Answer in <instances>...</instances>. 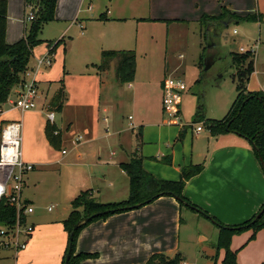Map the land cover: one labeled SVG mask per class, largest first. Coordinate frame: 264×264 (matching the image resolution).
<instances>
[{"label":"crops","instance_id":"0c3cea01","mask_svg":"<svg viewBox=\"0 0 264 264\" xmlns=\"http://www.w3.org/2000/svg\"><path fill=\"white\" fill-rule=\"evenodd\" d=\"M7 2V12L12 15L17 14L18 17H21L22 11L30 7L25 3V0H7ZM242 2L243 5L236 4L234 0H57L56 19L46 25L55 24L58 32L52 36L54 38L42 43L49 50L52 47L49 44L50 41H55L54 43L58 45L53 52L52 65L43 67L48 68L47 72L37 82L38 97L36 100L37 107L40 108L21 112L13 108L9 102L4 104L6 107L3 105L0 112V135L2 127L13 120H21L23 128L24 119L28 116L26 119L28 125H32L33 129L38 131L36 139L41 147L39 157L45 158L47 161L51 154L58 155V157L52 158L50 164H59V169H61V164L73 165V167L85 165L83 177L87 178L85 181L87 185L78 182L83 186H79L74 192L69 193V197L73 196L71 199L83 190H89L91 195L101 202L127 199L130 191L129 176L121 167V163L128 162L133 154H137L142 159L143 167L148 172L157 178L166 180L180 179L182 169L187 165L203 164L202 171L186 181L183 190L185 197L218 218L223 224L237 225L243 223L250 219L264 203V167L248 139L234 132L212 134L204 124L208 117L204 116V119L200 121L205 125L207 132L202 135L204 130L202 128L200 131H196L197 134L194 137L193 132L189 131V125L174 123V121L169 123L168 116L163 119L165 115H158V118H154L156 115L150 117L149 111L141 108L134 101L133 110L135 114L129 115L131 126L124 128L115 115L104 116V121L112 129L110 131L107 127V133L104 134V137L114 136L115 144L107 140L98 142V138L91 162H83L85 159L83 160V152L80 151V148L85 143L80 141L83 137L79 139V136L82 135L79 134L72 139L67 135L74 119L67 120L64 125V133L63 128L57 122L56 115L55 124L61 133V146L59 151L54 154V147L45 134L47 120L41 115L44 110H54L50 106V100L60 88V80L63 81L64 79L66 83L69 80L81 78V76H85L81 79L82 81L95 79L99 86L98 105L92 118L93 121L86 122L87 119L83 120L85 126H94V122L99 120L98 112L101 108L105 113L118 112L122 101H118L117 98L124 84L119 83L117 79L113 81L110 71H108L110 74L108 82H103L104 74L95 70L97 62L93 61L92 57L91 59L88 57L94 54L95 59L96 57L102 58V51L104 50H135L137 56V52L143 51V49L146 51L142 44L147 38L150 35L154 38L155 34L162 33L164 29L168 32L169 38L173 36L178 38V43L184 47L190 42L186 35L189 33L196 34L202 64L207 63L208 69L223 55L230 59L231 64H233L229 55L231 50L223 47L219 42L221 25L248 21L244 20L243 17L250 13H253L251 16L255 17L253 20L259 22L261 20V15L258 13L259 0H242ZM203 24L207 27L205 31H203ZM8 37L7 32L6 38ZM76 37L82 40L77 48L78 58L70 56V50L77 40ZM203 38L206 40V46ZM39 46L41 44L37 47ZM46 49L43 47L44 53H46ZM216 50H221L222 55L219 56ZM167 57L166 55L161 66L162 71L163 69L165 71L164 76L168 75L169 72L175 74L179 69V65L173 66L171 59ZM115 61L111 62V66ZM77 65L79 68H76ZM80 66L85 67L83 71L80 70ZM114 68L116 69V66ZM38 71H36L35 66L33 76L35 79ZM164 76L160 77L161 80H159V86L161 90L163 89V93ZM126 84L128 88L133 89L132 92L135 94L140 90L137 87L138 82H134V80ZM17 88L13 89L10 98H15L18 95ZM137 97L135 96L133 99L136 100ZM141 99L144 100V98ZM65 103H63L61 113L64 111ZM84 129L89 131L87 127ZM91 131L89 132L91 133ZM190 132L192 133L190 134ZM93 139L94 137L88 142ZM108 149L109 151H107ZM63 150L66 152L64 153ZM73 152L75 153L74 156L70 155ZM64 161L65 163H63ZM95 166L98 170L92 171ZM75 169L77 167L66 171V175L69 172H74ZM76 180L77 178L73 182ZM26 184L25 180V186ZM23 196L27 203L34 207L33 200L25 196L24 189ZM145 206L147 207L141 215L144 217L152 216L150 218L157 220L159 224L165 223L168 219L172 221L178 215L179 223L183 222L182 206L175 196H160ZM187 208L192 213H198L191 207ZM69 213L62 219L67 218ZM32 214L27 215L26 220L34 225L35 222L30 219ZM137 214L139 213L137 212L135 215ZM206 218L210 220L208 217ZM120 219V215L112 214L106 219L98 220L86 226L84 234H88L90 240L98 239L103 243H109L111 248H114L117 237L122 234V228L117 225ZM132 222L136 224L138 220L133 219ZM84 237L82 235L81 238ZM121 237L125 238V235ZM82 239L80 248L84 249ZM30 240H33L32 244H36L33 233L27 242V246L18 252L12 247L1 248L0 251L4 254L2 258L12 257L16 264H31L32 257L36 252L37 254L39 252L35 245L28 249ZM62 246L61 244L57 250V257L60 255L62 258L65 254L67 246L61 253ZM238 261L241 264L240 251H238ZM183 262L186 264L185 260Z\"/></svg>","mask_w":264,"mask_h":264},{"label":"rangeland","instance_id":"374dc122","mask_svg":"<svg viewBox=\"0 0 264 264\" xmlns=\"http://www.w3.org/2000/svg\"><path fill=\"white\" fill-rule=\"evenodd\" d=\"M234 1L236 4L243 5L242 0ZM29 11L30 7L26 8L25 11H22L21 17L7 12L8 42L12 43L24 37L25 30L32 24V21H25ZM258 13L261 15L260 22L250 19L248 21L232 22L227 25L222 24L219 42L233 53H240L241 47L245 51L252 52L254 55V67L248 82V88L253 91L264 92V0H259L258 2ZM46 24L43 26L40 38L44 40L52 39L54 38L52 36L58 32L57 26L53 23ZM206 29V25L203 24V31ZM235 29L237 33L234 31ZM188 35H186L187 40L191 43L189 42L188 45H185L186 47L178 43V38L174 36L169 38L165 29L162 33L155 34L154 38L150 35L142 44L146 51L143 49V51L137 52L135 60L137 71L134 82H138L137 87L140 90L135 94L132 92L133 89L128 88L127 84L124 83V87L117 98L118 101H122L118 112L105 113L103 108H101L98 112L99 120L96 123L94 122L93 127L90 125L85 126V122L82 121L85 119H87L86 122L93 121L92 118L98 105L99 86L97 82L95 79L85 80L87 82L82 81L81 79L85 76L69 80L66 83L63 79L60 87L63 92L62 101L66 103L62 113L55 110L57 122L65 133L64 125L67 120L70 118L74 119L70 132L66 133L71 139L79 134L82 135L83 138L80 141L85 143L80 148V151L83 152V160L85 159L83 162H91L96 143L107 140L115 144L114 136L104 137V134L107 133V127H110L104 121V116L115 115L124 128H129L131 126L129 115L133 116L135 114L133 106L135 105L134 101H136L137 105L149 111L150 117L151 115H156L154 118L158 115H165L163 119H166L168 115L163 105V89L161 90L159 86L160 77L162 78L165 72L164 69L162 71L161 66L166 55L168 56L167 58L171 59L173 66L179 65V69L175 74L169 72L168 75L164 76L165 82H174L176 80L184 82L179 92V118L174 120V123L189 125V131H192L195 137L198 125L204 128L202 135L207 132L205 125L200 122L203 120L200 114H203V117L215 119H222L227 115L237 95V84L233 78L236 68L231 64L230 59L223 55L211 68L206 70L207 63L204 62L202 64V56L199 55L198 36L190 33ZM76 38L75 47L72 46L70 56L78 58L77 48L82 40L78 37ZM203 42L206 46L204 38ZM37 46L33 49L29 68L25 72L24 84L32 80L36 61L49 52L46 45ZM43 47L47 48L46 53L42 50ZM216 53L219 56L222 55L221 50H216ZM91 57L94 59L93 61L97 62L96 64L101 63L102 58L96 57L95 59L94 54L88 58L91 59ZM112 66L109 68V73L114 81L116 80V69L114 68L116 61L112 63ZM76 68H79L78 65ZM83 68L85 67L80 66L81 71H83ZM47 69L42 67L38 71L37 82L44 76L43 74L47 72ZM95 70L99 72L97 67ZM110 74L102 75L104 82H108ZM17 87L20 90V86ZM134 95L138 96L136 100L133 99L135 98ZM141 98H144V100ZM4 107L6 106L4 105ZM38 107L34 108V110ZM48 111L44 110L41 113L45 120H47ZM27 117L24 119L22 128L21 149L23 160L33 163L35 166L25 175L27 184L24 187V194L33 200L34 203L35 212L30 219L35 222L33 236L34 239L36 238V244H32L33 240H30L28 249L35 245L39 252L38 254L36 252L32 257L31 264H62L63 257L61 258L60 255L57 257V250L62 244V253L67 246L69 238L62 218L73 209L71 204L73 196L69 197V193L74 192L79 186L87 185L85 183L87 178L83 177L85 165L82 167L75 166L77 169L66 175V171L75 168L73 165L61 164V169H59V164H50L52 158H56L58 155L54 156L51 154L50 158L47 159L48 163L45 158L39 157L41 155L39 154L41 147L36 139L38 131L33 129L32 125H28ZM165 122L167 121L165 120ZM85 127L89 131L92 130L91 133L85 130ZM176 127L179 126L176 125ZM109 130L112 131L111 128ZM129 131L132 132V130ZM129 131L128 134L130 136ZM92 137L94 139L88 142ZM53 150L55 151L54 154L59 151L57 148H53ZM74 154V152L70 153L72 156ZM93 168L92 171L98 170L96 166ZM76 178L77 180L73 182ZM146 207L143 205L119 212V214L116 213V215L121 216L117 225L122 228L121 236L125 235V238L119 235L115 241L114 248H111L109 243H103L98 239L90 240L88 234H84L86 231L84 227L76 238L75 254L81 251L98 252L99 254L97 257L83 258L81 264H146L151 253L156 251L170 256L180 254L186 264H223L224 249L218 250L216 246L218 226L208 220L206 216H202L199 212L192 213L186 206H182V223H179L178 215L172 221L168 219L165 223L159 224L157 220L150 218L152 216L144 217L141 215ZM137 212L139 214L135 215ZM133 219H137L138 222L134 224L132 222ZM253 234L254 236L252 237ZM82 235L87 237L85 236L82 239ZM81 239L84 249L80 248ZM231 248L239 249L241 264H264V229L261 228L254 232L253 228L249 227L235 232L232 235ZM2 256L4 254L0 251V264H16L12 257L2 258Z\"/></svg>","mask_w":264,"mask_h":264},{"label":"trees","instance_id":"16d2710c","mask_svg":"<svg viewBox=\"0 0 264 264\" xmlns=\"http://www.w3.org/2000/svg\"><path fill=\"white\" fill-rule=\"evenodd\" d=\"M27 5L33 6L35 13L32 24L25 31L24 37L10 43L7 41V0H0V109L8 102L13 89L25 80V72L29 68V63L33 55L35 46L42 44L44 39L40 38V33L44 24L56 19L57 0H25ZM252 14L243 17L250 20L255 17ZM50 41V52L58 44ZM233 65L236 68L233 78L237 84V95L231 104L227 115L222 119L207 118L205 125L212 134L218 135L226 132H234L253 142L260 151L264 162V92L249 90L248 82L253 72L254 55L251 51L243 53L230 52ZM116 60V79L124 84L135 79L136 51L135 50H104L102 60L96 64L99 72L108 75L111 62ZM104 82V81H103ZM62 84L63 81L60 80ZM63 92L60 87L50 100V106L54 110L61 111L63 108ZM204 119L203 114H200ZM45 134L50 144L59 149L61 146V133L55 123L47 120ZM256 150V149H255ZM259 156V152L256 150ZM263 165V164H262ZM121 167L129 176V196L127 199L114 202H101L95 199L89 190H83L76 195L71 204L72 211L63 220L65 230L68 232V245L63 256L62 264H65L68 254L70 235L73 232L72 250L67 264H81L85 257H97L98 252H78L75 254V242L79 232L93 221L106 218L112 214L133 209V205L138 207L153 202L164 195H172L178 198L181 206L191 207L200 214L208 217L218 227L217 249H224L223 264H239L238 251L231 248L232 235L244 228H253L254 232L264 229V203L259 210L248 220L237 225H227L221 223L218 218L209 214L206 210L193 204L185 195L183 190L186 181L198 174L203 169V164H190L182 169L181 178L178 180L160 179L148 172L142 163V159L133 154L128 162L121 163ZM264 167V165H263ZM136 207V208H138ZM109 210L97 216H93L87 222L74 229V225L97 212ZM262 210V214L256 220L257 213ZM25 216H23V220ZM17 221V209L11 205L6 197L0 200V225L14 227ZM254 234L252 235V237ZM180 254L169 257L164 253L155 252L147 260L146 264H185Z\"/></svg>","mask_w":264,"mask_h":264},{"label":"built area","instance_id":"2783aa9c","mask_svg":"<svg viewBox=\"0 0 264 264\" xmlns=\"http://www.w3.org/2000/svg\"><path fill=\"white\" fill-rule=\"evenodd\" d=\"M25 17V21L34 19L35 13L33 6ZM237 31L236 29L234 30ZM242 52L245 49L241 47ZM53 62V53L48 52L41 56L36 63V71L42 67H49ZM184 85L182 80L165 82L163 93V105L168 115V122L178 120L180 112L179 92ZM20 90L15 98H9L8 102L13 108L25 112L37 107L38 85L35 77L27 84H20ZM2 108L0 109V112ZM56 112L49 111L47 120L55 123ZM132 118V116H130ZM203 127L197 126V131ZM82 136H79V139ZM22 143V122L13 120L6 123L0 135V200L6 197L8 202L17 209V221L14 227L0 225V249L12 247L16 252L24 249L30 239L34 225L27 222L26 216L34 212V207L27 203L23 196L25 186V175L34 168L33 163L23 160L21 149ZM65 153L66 150H63ZM23 216L25 219L23 220Z\"/></svg>","mask_w":264,"mask_h":264},{"label":"water","instance_id":"95a60500","mask_svg":"<svg viewBox=\"0 0 264 264\" xmlns=\"http://www.w3.org/2000/svg\"><path fill=\"white\" fill-rule=\"evenodd\" d=\"M208 67H209V65L207 64L205 69H208ZM250 142H251V141H250ZM251 143H252L253 147L259 152V158H260V160H261V163L264 165L263 157H262V155L260 154L259 148H258L253 142H251ZM176 198H177V197H176ZM177 199H178V198H177ZM138 206H139V204H135V205H133V208H136V207H138ZM107 212H109V210L100 211V212H97V213H95V214H93V215H91V216L85 217L83 220L78 221V222L74 225V229H76V228H78L79 226H81L84 222H87L88 220H90V218H92L93 216H97V215H100V214H103V213H107ZM261 214H262V210L257 214V216L255 217L254 220H256L257 218H259ZM72 239H73V232H72L71 235H70L69 249H68V254H67V256H66L65 264L68 263L69 258H70V253H71V250H72Z\"/></svg>","mask_w":264,"mask_h":264}]
</instances>
